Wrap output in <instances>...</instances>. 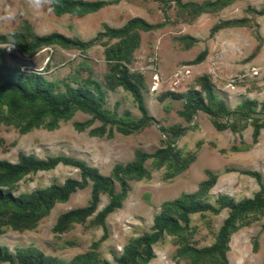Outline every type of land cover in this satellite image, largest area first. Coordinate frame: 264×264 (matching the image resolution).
I'll use <instances>...</instances> for the list:
<instances>
[{
    "label": "rangeland",
    "instance_id": "rangeland-1",
    "mask_svg": "<svg viewBox=\"0 0 264 264\" xmlns=\"http://www.w3.org/2000/svg\"><path fill=\"white\" fill-rule=\"evenodd\" d=\"M83 1L112 4L86 16H57L54 11L34 12L27 0H0V15L4 14L6 5L17 12L13 23L0 22V36L15 32L31 41L33 36L59 33L90 42L98 40V34L104 33L106 27L121 29L136 18L156 26V29L137 31L125 42L102 38L87 52L51 46L30 56L17 45L12 52L3 49L4 59L10 66L21 69L24 75L41 74L45 80L56 84V92H64L66 84L82 87L87 79L98 81L107 95L104 108L111 113L117 108L121 124L129 123L128 117L133 120L141 117L132 95L114 87L115 68L126 65L134 81L140 85L149 113L157 123L130 136L119 133L115 127L112 139L90 136V129L102 126L100 121H94L83 133L76 131L75 123H85L93 118L80 111L69 120L60 121L54 131L48 130L44 124L40 129L22 135L16 127L2 124L0 161L17 163L21 153L38 159L68 156L82 160L105 177H110L115 166L127 165L135 159L138 151L153 154L167 147L169 142L189 165L177 173L179 158L162 168L149 160L146 168L151 178L129 182V196L122 208L107 218L108 237L96 250L94 244L105 234L103 227L96 222V215L85 223L73 224L63 234L53 232L63 213L88 206L91 184L74 194L68 203H57L34 229L17 231L3 226L0 246L7 247L13 254L17 249L36 248L45 256L64 263L95 251L100 262L118 264L117 258L124 254L126 246L152 232L154 219L161 213L162 205L182 194H197L201 184L208 180L209 172L216 176L217 183L206 197L200 199L216 207L218 198L223 195L236 202L255 197L261 186L256 179L245 175L246 171L261 173L264 185V129L259 142L254 144L255 123L252 120H236V132L217 131L212 118L202 112L188 122L179 114L185 100L176 97L198 90L207 99L203 85L208 77L216 96L231 109L236 110L247 99L255 100L259 107L252 117L264 120V111L260 109L264 103V16L260 14L264 12V0H237L204 14L181 9L175 0H167L169 5L158 0ZM181 1L183 4L204 5L216 0ZM217 26L224 29L216 31ZM119 50L126 58H117ZM202 53H207L205 61L193 65ZM187 67L191 76L178 81L179 72ZM253 67L260 68L258 76L251 75ZM6 109L5 106V112ZM218 120L232 123V119L225 116L218 117ZM183 130L181 136L174 135ZM71 178L80 180V171L60 165L49 172L26 176L5 191L19 197L52 185H63ZM116 187L120 191L118 184ZM108 203V197L102 195L98 211ZM228 216V209L220 215H193L188 233L167 235L154 246L156 258L150 264H190L192 258L182 255V249L189 245L197 250L213 247ZM243 223L245 226L230 237L229 264H264V215H247ZM255 246L257 250H254Z\"/></svg>",
    "mask_w": 264,
    "mask_h": 264
},
{
    "label": "trees",
    "instance_id": "trees-1",
    "mask_svg": "<svg viewBox=\"0 0 264 264\" xmlns=\"http://www.w3.org/2000/svg\"><path fill=\"white\" fill-rule=\"evenodd\" d=\"M169 5L170 1L158 0ZM177 5L184 10L192 9L196 14L209 13L219 8L223 4H231L237 0H216L213 3L204 5L183 4L181 0H175ZM112 3L105 1L87 2L83 0H62V5L55 8L57 16L74 14L86 16L97 13ZM264 16V12L260 13ZM237 26V24L235 25ZM156 26L151 25L143 19H133L121 29L106 27L104 33L98 34V40L83 42L79 39H71L59 33L48 36H33L31 41H27L22 35L16 34L17 45L28 55L33 56L44 47L58 46L65 50H80L87 52L102 38L127 41L137 31L149 32L155 30ZM216 31L224 29L217 26ZM6 36H0V42H5ZM194 40V39H193ZM4 50L0 49V125L16 127L22 135H27L35 129H40L46 124L50 131L58 129L62 120H69L72 115L80 111L91 115V121L85 123H75L76 131L83 133L89 130L94 121H100L102 126L90 129L91 137L112 139L117 127L119 133L130 136L133 133L141 132L156 120L150 115L145 98L140 85L134 81L126 65H118L115 68L114 87L122 88L130 93L134 98L141 117L133 120L128 117L129 123L118 122L117 108L114 112L107 111L106 92L103 86L96 80L87 79L82 87L65 85L64 92H56V84L45 80L38 73L24 75L19 68L10 66L4 59ZM117 58H126L122 51H118ZM207 53H202L194 61L193 65H200L206 59ZM203 90L207 99L201 91L192 90L185 95H177V98L185 100V105L180 116L190 122L198 112L207 114L212 118V124L219 132L231 130L236 132L237 121L252 120L254 125L253 142L257 144L262 130L264 120L253 118L252 114L257 112L259 104L255 100L247 99L236 109H231L225 101L220 100L216 94L210 78L204 80ZM7 107L6 112L4 107ZM261 110L264 111V103ZM225 116L232 119V123H222L218 117ZM253 118V119H252ZM46 123V121H48ZM237 120V121H236ZM110 127V128H108ZM174 133L175 136H181ZM180 153L175 152L174 145L167 143V147L158 149L155 153L149 154L138 151L135 159L127 165H117L113 169L110 177H105L101 172L89 166L86 162L68 156L49 157L38 159L33 155L21 153L19 161L12 163L0 161V236L4 234L3 226L7 225L17 231L34 229L39 220L54 208L57 203H68L71 197L78 191L87 189L92 185L91 198L88 206L71 210L61 215L53 232L63 234L71 228L73 224L85 223L89 218L96 215V222L102 226L105 234L100 242L94 244L96 250L102 241L108 237L106 227L107 218L120 210L127 200L130 192L129 182L150 179L151 175L146 168V163L153 160L158 168L164 167L168 162L178 158L176 172L180 173L187 169L188 162L181 159ZM180 160V161H179ZM64 165L73 167L80 171L81 179H68L63 185H52L46 189L32 192L31 194L14 196L5 188L13 186L31 174L39 172H49L58 166ZM248 175L257 180L261 189L254 198L244 199L236 202L228 195L220 196L217 200L218 207L209 202H204L200 198L206 197L216 186L217 178L211 172L208 173V180L203 182L197 194H182L178 199L167 201L162 205V211L154 219L152 232L145 234L138 240L126 246L124 254L117 258L118 264H150L155 258L154 246L164 240L169 235H182L188 233L191 224V217L196 214L212 213L220 215L223 210H229V216L221 227L216 244L207 249L197 250L195 247H184L182 255L191 257L190 264H229L227 253L230 251V237L244 227L245 216L253 213L264 215V185L262 174L255 171H246ZM120 191H117L116 185ZM106 195L109 199L108 205L99 210L101 196ZM257 250V246L254 247ZM216 260L213 261V259ZM0 264H109L100 262L95 251L80 255L64 263L45 256L39 249H17L13 254L7 247L0 246Z\"/></svg>",
    "mask_w": 264,
    "mask_h": 264
},
{
    "label": "clouds",
    "instance_id": "clouds-1",
    "mask_svg": "<svg viewBox=\"0 0 264 264\" xmlns=\"http://www.w3.org/2000/svg\"><path fill=\"white\" fill-rule=\"evenodd\" d=\"M27 4L31 10L36 13H40L47 10L49 13L55 11L57 6L62 5V0H27ZM17 18V12L10 6L6 5L4 8V14L0 15V22L13 23ZM5 42H0V49H5L8 52H12L17 46L16 33H5Z\"/></svg>",
    "mask_w": 264,
    "mask_h": 264
},
{
    "label": "built area",
    "instance_id": "built-area-1",
    "mask_svg": "<svg viewBox=\"0 0 264 264\" xmlns=\"http://www.w3.org/2000/svg\"><path fill=\"white\" fill-rule=\"evenodd\" d=\"M179 73H180V78L178 81H180L182 78L191 76V70L188 67L182 69ZM179 73L177 74L178 76ZM250 73L252 76H258L260 74V68L253 67Z\"/></svg>",
    "mask_w": 264,
    "mask_h": 264
}]
</instances>
